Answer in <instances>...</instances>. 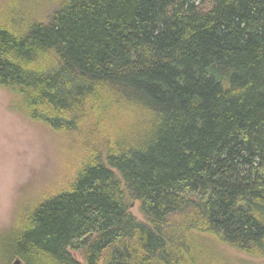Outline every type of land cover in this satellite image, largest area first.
Instances as JSON below:
<instances>
[{
  "label": "trees",
  "instance_id": "trees-1",
  "mask_svg": "<svg viewBox=\"0 0 264 264\" xmlns=\"http://www.w3.org/2000/svg\"><path fill=\"white\" fill-rule=\"evenodd\" d=\"M59 1L48 22L0 10V86L83 157L16 213L2 264L264 256V0Z\"/></svg>",
  "mask_w": 264,
  "mask_h": 264
},
{
  "label": "rangeland",
  "instance_id": "rangeland-1",
  "mask_svg": "<svg viewBox=\"0 0 264 264\" xmlns=\"http://www.w3.org/2000/svg\"><path fill=\"white\" fill-rule=\"evenodd\" d=\"M9 1L0 0V10ZM19 1L34 20L42 22L50 21L60 4L59 0ZM18 98L9 88L0 86V236L20 209L64 187L83 157L77 133L55 131L30 119L24 110L16 108ZM127 201L129 210L145 221L141 202L129 194ZM210 245L219 255L220 264H264V256H251L217 241ZM72 252L83 260L80 251Z\"/></svg>",
  "mask_w": 264,
  "mask_h": 264
},
{
  "label": "water",
  "instance_id": "water-1",
  "mask_svg": "<svg viewBox=\"0 0 264 264\" xmlns=\"http://www.w3.org/2000/svg\"><path fill=\"white\" fill-rule=\"evenodd\" d=\"M19 263H20V260H17V261H16V264H19Z\"/></svg>",
  "mask_w": 264,
  "mask_h": 264
}]
</instances>
